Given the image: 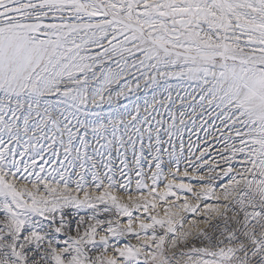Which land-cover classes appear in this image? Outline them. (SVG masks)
<instances>
[{
  "label": "snow or ice",
  "instance_id": "obj_1",
  "mask_svg": "<svg viewBox=\"0 0 264 264\" xmlns=\"http://www.w3.org/2000/svg\"><path fill=\"white\" fill-rule=\"evenodd\" d=\"M0 264H264V0H0Z\"/></svg>",
  "mask_w": 264,
  "mask_h": 264
},
{
  "label": "rangeland",
  "instance_id": "obj_2",
  "mask_svg": "<svg viewBox=\"0 0 264 264\" xmlns=\"http://www.w3.org/2000/svg\"><path fill=\"white\" fill-rule=\"evenodd\" d=\"M137 95L143 96V93H138ZM173 95H175V92L173 93ZM134 98H135V97H133V99H134ZM140 102L142 103L143 101L141 100ZM188 133H189L188 131H185V133H184V139H185V144H186V145H187V141H188V138H189ZM201 133H203V132H200V134H201ZM192 134H193V133H192ZM195 138H196V137H195ZM195 138H193L192 141H194ZM133 187H134V185H133ZM122 219H123V218H122ZM132 242L135 243V240H133Z\"/></svg>",
  "mask_w": 264,
  "mask_h": 264
},
{
  "label": "bare ground",
  "instance_id": "obj_3",
  "mask_svg": "<svg viewBox=\"0 0 264 264\" xmlns=\"http://www.w3.org/2000/svg\"><path fill=\"white\" fill-rule=\"evenodd\" d=\"M188 135L190 136L191 135V139L195 138L193 142L195 143H199V141L197 140V135L196 134H192V133H188ZM199 136L203 137L204 136V133H199Z\"/></svg>",
  "mask_w": 264,
  "mask_h": 264
}]
</instances>
